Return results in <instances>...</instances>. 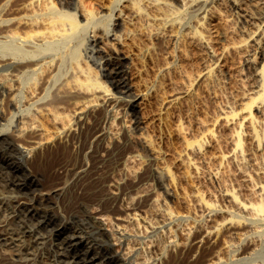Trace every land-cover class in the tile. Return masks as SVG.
<instances>
[{
    "label": "bare ground",
    "instance_id": "obj_1",
    "mask_svg": "<svg viewBox=\"0 0 264 264\" xmlns=\"http://www.w3.org/2000/svg\"><path fill=\"white\" fill-rule=\"evenodd\" d=\"M241 60L245 80L223 89L221 72ZM78 126L120 166L70 221L53 212L69 187L56 171L65 147L32 155ZM1 212L21 261L37 250L41 264L254 255L264 241V0H77L75 10L0 0Z\"/></svg>",
    "mask_w": 264,
    "mask_h": 264
},
{
    "label": "rangeland",
    "instance_id": "obj_2",
    "mask_svg": "<svg viewBox=\"0 0 264 264\" xmlns=\"http://www.w3.org/2000/svg\"><path fill=\"white\" fill-rule=\"evenodd\" d=\"M59 2L67 9H76L77 0H59ZM110 22L108 25L110 30L107 34L108 37L111 36L112 33L117 32L120 28L117 21L112 23ZM111 37H113V35ZM237 67L239 71L224 70L221 72L220 77L223 89L226 88L229 83L245 80L247 69L242 60ZM129 116L131 117L130 114ZM94 118L95 117L90 119L93 125L92 127L97 124L100 126L108 125L109 121L106 122V120H101L99 118H95L94 120ZM86 132L91 131H87L83 126H78L72 134L67 137H63L61 140H56L49 145L43 146L32 155V158H34L37 155L40 156L41 154H49L58 148L62 149V146L65 147V150H62V153L64 152L61 158L63 163L56 167V171L64 174V184L69 187L67 193L65 191V193L58 194L54 197L56 205L53 208V212L57 216L70 221L83 218L84 210L96 205L97 198L94 196V198L90 197L93 193L100 192L103 178L106 175H112L117 172L120 166L118 153L116 151L106 152L102 145ZM102 154L105 156L104 159H100V155ZM82 166L85 167V172L81 177L76 179L75 172ZM44 170V168L37 169V172L43 182L47 179V173L46 170ZM3 218L4 212H1L0 220ZM5 227L6 224L0 222V264H41L42 259L46 255L42 250H37L31 259L21 261L22 255L13 245L7 244L2 239L1 233ZM245 254L247 257H245ZM252 254L254 255H248V253L244 252L239 256V259L232 260L227 264H264V241L261 246H259L257 251Z\"/></svg>",
    "mask_w": 264,
    "mask_h": 264
}]
</instances>
